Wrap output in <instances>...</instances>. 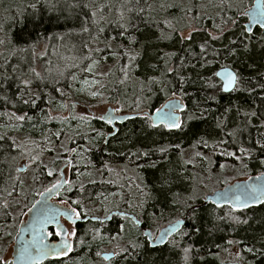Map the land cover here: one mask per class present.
<instances>
[{"label": "trees", "instance_id": "obj_1", "mask_svg": "<svg viewBox=\"0 0 264 264\" xmlns=\"http://www.w3.org/2000/svg\"><path fill=\"white\" fill-rule=\"evenodd\" d=\"M188 1L190 6L175 0H0V8H8L7 17L0 22L8 41L0 54V224L8 219L4 200L12 198L21 186L17 167L21 147L10 120L22 113L32 117L37 125L25 131L49 153L46 147L55 135L40 137L45 131L46 98L66 93L73 73L97 79L93 61L110 63L100 77L109 102L118 101L135 113L150 112L176 95L185 103L184 123L177 130H167L152 126L148 118L137 114L118 123L117 131L105 143V134L95 138L94 132L76 134L71 142L77 147L72 164L82 157L88 164L80 167V174L85 169L91 174L101 169L103 174L81 187L76 185L80 174L71 173L74 186L66 185L58 199L85 216L83 204L110 203L117 198L114 209L140 214L146 227L154 216L167 222L174 216L184 217L183 227L171 238L181 235L179 246L189 247L187 259L175 246L150 247L138 234L126 242V252L108 264H264V203L238 210L202 204L200 197L192 199V181L181 171L184 168V173H189V169L179 150V146L191 145L233 165L241 156L251 175L264 171V149L260 147L264 144V28L245 30L242 11L251 0L241 1L230 13L221 11L217 17L200 15L199 0ZM37 17L41 24L32 31ZM192 25L196 30L190 38L180 37L179 32ZM210 29L218 34L210 35ZM46 41L48 52L37 59L41 63L37 75L33 71L34 48ZM89 48L90 57L85 56ZM222 66L232 67L238 75L233 92L219 89L215 71ZM25 80L28 85L21 87ZM31 99L36 100L35 105L22 102ZM100 130L105 133L104 127ZM38 163L33 168L34 178L48 186L53 180L45 164ZM121 165L128 167L122 179L104 172V166ZM131 173H135L133 178ZM120 217L75 224L69 254L42 264H63L65 259L86 256L101 261L97 256L100 238L119 231ZM51 233L55 236L53 230ZM231 239L239 241L241 262H223L218 256ZM249 248L253 251L246 250Z\"/></svg>", "mask_w": 264, "mask_h": 264}, {"label": "rangeland", "instance_id": "obj_2", "mask_svg": "<svg viewBox=\"0 0 264 264\" xmlns=\"http://www.w3.org/2000/svg\"><path fill=\"white\" fill-rule=\"evenodd\" d=\"M175 1L184 3L186 5L189 4L190 6L188 0ZM241 1L243 0H199L196 3V6L200 15L210 14L217 17V15H219V13L221 11H224L225 9L229 13L230 9H237L238 3H241ZM251 2L252 0L246 3V8L242 11V14H244V11L250 6ZM7 14L8 8L1 6L0 22H3V20L7 17ZM164 20L166 19L164 18ZM189 22L193 23L194 20ZM232 22H235V19H232ZM2 26L3 25H0V54L5 51L6 43L8 42L4 32H2ZM195 30L196 27H194L193 25L189 26L179 32L180 37L187 38ZM208 32L212 36L218 34L211 29ZM167 36L169 37V34H166V37ZM47 52L48 41L40 43L34 48L33 57L36 59V62L33 66V71L37 75L41 67V63L39 62V60L37 61V59L47 55ZM59 53L62 54L61 51ZM90 55L91 48H89V50L87 49L85 52V56L90 57ZM62 57L63 56H61V58ZM66 58H70V55ZM93 63L95 64H92V68L94 70V73L97 74V79L95 77L94 79L90 76L80 77L79 73H73L71 86L66 93H64L63 95L60 94L55 96H52V94H50L46 98L45 103L49 104L46 109L45 131L41 132L40 137L47 139V136L50 133L52 135H55L50 139L51 142L48 143L46 147V150H48L49 153L42 150V148H40L39 146V142L34 141L35 139L28 136L27 132L25 131L26 129L33 128L37 125V122H34L32 117L29 120L27 119V117L29 116H27L26 113H22L18 115H26V119L24 121H19L14 117L9 122L12 123V125H10V129L12 130L14 136L17 138L18 145L21 147V160L19 161L17 167L18 169L22 167L23 171L19 172V180L21 184L19 190L15 192L12 198L4 200V202H6L5 204L9 213L7 221L3 224H0V260L7 259L10 256L13 245V237L17 231L20 220H22L25 216L26 209L32 204V202L36 199V197L42 190L46 189L58 180L59 170L62 168V171L65 173L66 180L68 181L66 185H68V187H72L74 186V183H72V181L70 182L71 173H74V175L80 174V167H84L86 164H88V159H83L82 157L78 158L77 163L72 164V155L74 154L72 150L74 146L71 142L75 141L76 134L84 133V135H87L89 132H94V138L97 135L99 136L101 134H105L100 130V127H104V124H95L93 118L100 117L105 112L108 105H114L116 113L134 112L127 109L125 105H120L118 101L109 102L106 97L107 93L103 92L102 90V80L100 77L104 75L110 63L100 64L95 61H93ZM23 85L25 84H22L21 87H23ZM20 89H22L23 91V88ZM93 92H96L97 95H91V93ZM23 95L24 97H26L28 94L24 92ZM148 112L149 111H147V113ZM138 113L143 114L144 111H140ZM183 123L184 121L183 119H181V125ZM65 125H67V127H65L66 130L63 131V127ZM88 143L89 146L92 145V142ZM179 150L182 162L189 169V173H184L186 172L184 168H181V171L188 181H192L191 184L194 188L192 192V199H194L195 197H200L203 200L206 193H210L213 190L220 188L233 180L246 178L251 175L249 173L250 169L246 167V163L241 156L237 159V163L235 165L230 162H221L220 164H218V162H215L214 154L212 155L211 153H203L197 151L194 149V146H179ZM66 156H69L71 164L63 167V165L66 163ZM31 157H36V159L32 161ZM38 162H42L43 164H45L48 175L49 172L52 173L49 176L53 181L48 186V183L43 184L41 180H38V178H34L33 168L39 164ZM222 165L223 167H221ZM112 167L113 166H104V172L109 171L110 174L114 173L115 176H119L120 179L123 178V172L128 168L125 165L113 168ZM111 168L115 170H112ZM100 174H103L101 169H97L96 172L93 171L92 174L88 169H85L80 174L79 180L76 185L82 187L84 186L85 182H89V180L93 181L97 177L100 178ZM134 174L135 173H131L132 178L134 177ZM59 202L67 203L65 201ZM118 202L119 200L115 198L110 201V203L105 201L102 204H83L82 212L83 215L104 216L110 210L117 208L116 206H118ZM75 208L78 209L77 207ZM136 216L138 219H141L140 214ZM163 218L164 217L157 218L154 216L153 219L150 220V226L148 227L149 229H151L154 235L162 226L178 217L174 216L168 222ZM66 225L69 229V236L73 239L72 232L75 231V226L71 225V223H66ZM138 234H141V231L137 229V226L132 221H130V219L121 216L119 231L112 237L107 238L108 235L105 234L100 238L101 250L97 252V256L101 258V261L94 260L91 259V257L86 256L76 257L73 259L71 258L67 260L65 259L63 264H106V262L108 264V262L117 258L118 255L126 252V242L133 241ZM93 237H96L95 234H93ZM230 241L232 243H229V245L223 250V252L218 255L219 258L223 262L230 263H235V261H243L239 241H235L232 239ZM180 242L181 235H178L176 238H170L166 244L170 249H173V247L175 246L180 251L183 258L188 257V252L185 253L184 251L186 247L179 246ZM102 252H112L113 257L111 258V260L107 261L103 257H101ZM238 253L239 255H237Z\"/></svg>", "mask_w": 264, "mask_h": 264}, {"label": "water", "instance_id": "obj_3", "mask_svg": "<svg viewBox=\"0 0 264 264\" xmlns=\"http://www.w3.org/2000/svg\"><path fill=\"white\" fill-rule=\"evenodd\" d=\"M244 14L246 15V21L244 22L245 29L248 27L253 29L256 26L264 28L260 26V23L264 22V0H252L250 6L244 11ZM216 73H221V75L215 76L221 83L222 91L225 93L231 92L236 84L227 91L223 90V84L227 78V74L231 73L237 76L236 71L230 66H222L215 71V74ZM173 105L177 106L175 109V116L179 120V111L182 110L179 105L184 106V103H182L178 97L167 98L160 106L148 113L154 114L157 109H161L162 112H169V106ZM137 114L138 113L135 112L116 113L115 106L108 105L105 112L101 115L104 116L105 119L101 120L110 123L113 127L112 130L106 134L104 143L109 136H112L117 131L116 123H122ZM109 118L111 122H109ZM150 121L152 125L155 123V126L164 125L166 123V121L157 120L155 115H151ZM67 159L63 167L71 164L69 157ZM19 171H23V168H19ZM58 181L59 184H57ZM64 181L67 180L61 168L59 170L58 180L42 190L35 201L26 210L25 216L20 220L17 231L13 237L12 250L10 256L7 258L11 261V264H41L49 259L63 257L69 254L70 250H68L67 245L72 246V239L69 238V235L66 237L58 236L56 239H51L47 233L50 232V229L56 231V224L49 223V220L58 222L61 228L68 232L69 229L65 224L66 222L71 224H77L87 220L106 222L110 221L114 215L128 216L137 226L142 225V222L138 220L133 213L116 209L110 211L105 216L85 215L76 218L75 214L72 213L73 208L71 206L57 200L59 193L66 186ZM53 185L57 186L53 188ZM236 197H240V200L244 201L247 207L234 208L233 205L239 203ZM249 197H255V199ZM206 203H212L215 206L226 205L238 210L264 203V171L252 174L246 178L233 180L210 193H206L202 200V204ZM184 223L185 219L181 217L162 226L155 236H153L151 229L147 227L143 228L142 234L149 242L150 247L162 246L168 242L171 236L176 234L183 227ZM161 237H163V240H161ZM40 239H43L44 245L49 246L45 249L47 255H39L37 252V248L40 247ZM64 241L67 242L66 245ZM53 244L57 245L54 249L50 247ZM61 252L65 254L61 255ZM101 257L110 260L113 257V253L102 252Z\"/></svg>", "mask_w": 264, "mask_h": 264}, {"label": "snow or ice", "instance_id": "obj_4", "mask_svg": "<svg viewBox=\"0 0 264 264\" xmlns=\"http://www.w3.org/2000/svg\"><path fill=\"white\" fill-rule=\"evenodd\" d=\"M93 15H95V13H93ZM41 24V21L40 19L37 17L33 23H32V31H35L37 26H39ZM260 26L261 27H264V22H261L260 23ZM22 27H26V25L23 24L22 22ZM83 31H88L87 28H84L82 29ZM246 31L248 32H251L252 29L250 27L246 28L245 29ZM190 38V37H189ZM20 39L23 40L24 39V35H23V31H22V34L20 36ZM202 50H203V46H202ZM91 69V66H89V70ZM215 75H221V73H216ZM237 76L234 75V74H231V73H228L227 74V78L223 84V90L227 91L229 90L230 87L234 86L236 83H237ZM23 83L27 86L28 85V81L25 80L23 81ZM91 95L95 96L97 95L96 92H93L91 93ZM24 104H32V105H35L36 103V100L34 99H31V100H23L22 101ZM164 107V106H162ZM170 107V111L169 112H162L161 109H157L156 112L154 114H149V113H143L142 115L145 117V118H148V119H151V115H155L156 116V119L157 120H160V121H166V123L164 124V127L166 128H180L181 127V124L178 120V118L175 116V109L177 106L173 105V106H169ZM179 107L181 109H183V105H179ZM13 115H15L13 113ZM15 118L19 121H24L26 119V115H15ZM127 118V117H126ZM27 119H31V117H27ZM100 119H105L104 116H101ZM109 122H111V119L109 118ZM152 126H155V123H153ZM0 139H3V137H0ZM259 143V142H258ZM205 146H207V144L205 143ZM261 149H264V144H261L260 145ZM242 152H245L247 150L245 149H241ZM145 155H147V153H145ZM228 155H233V153L229 152ZM36 159V157H31V160L34 161ZM262 163H264V160L261 161ZM223 167V165L221 166ZM52 173L49 172V175H51ZM64 183H68V181H64ZM57 184H59V181L57 182ZM57 185H53V188H55ZM249 198H252V199H255V197H249ZM191 199V197H190ZM237 201H239V203L233 205L234 208H242V207H247V204L244 202V201H241L240 200V197H236ZM193 211L194 213V209H190ZM72 213L75 214L76 218H79L80 217V213H78L76 211V209H72ZM232 219L234 220H239L238 217H232ZM49 223H55L56 224V231H55V235L56 236H63V237H66L69 235V232L67 230H64L61 228V226L59 225L58 222H55V221H52V220H49L48 221ZM72 234L74 235L75 232L73 231ZM47 235L51 236L53 235V233L49 232L47 233ZM161 240H163V237H161ZM229 243H232L231 241H229ZM64 244L66 245L67 242L64 241ZM39 245L40 247L37 248V252L39 255H47V252L45 251L46 248H48L49 246L48 245H44V242H43V239H40L39 241ZM51 248H56L57 245L53 244L50 246ZM68 247V250H71V245H67ZM247 251L251 252L253 251V249L249 248V249H246ZM185 253H187L189 251L188 248H185L184 249ZM61 255L65 254L64 252H61L60 253ZM239 255V253L237 254ZM185 259H187V257H185ZM0 264H11V261L8 260V259H3V260H0Z\"/></svg>", "mask_w": 264, "mask_h": 264}, {"label": "flooded vegetation", "instance_id": "obj_5", "mask_svg": "<svg viewBox=\"0 0 264 264\" xmlns=\"http://www.w3.org/2000/svg\"><path fill=\"white\" fill-rule=\"evenodd\" d=\"M245 27V26H244ZM216 77V76H215ZM237 78H238V75H237ZM237 83H238V79H237ZM237 83H236V85H235V87H234V89L231 91V92H233L234 90H235V88H236V86H237ZM219 89H220V91L221 92H223L222 91V89H221V83H220V81H219ZM170 97H178L180 100H181V102L182 103H184V101L182 100V98L181 97H179V96H176V95H172V96H170ZM170 97H168V98H170ZM167 99V98H166ZM165 99V100H166ZM184 108H185V103H184ZM184 108L181 110V111H179V122H180V124H181V119H183L182 118V112H183V110H184ZM144 113H147V111H144ZM94 119V121H95V123H103L104 124V129H105V135L108 133V132H110L111 130H112V125L111 124H109V123H106V122H103V121H101L100 120V118H98V117H94L93 118ZM149 120V123L151 124V121H150V119H148ZM116 125L118 126V124L116 123ZM152 125V124H151ZM161 126H163V128H165V129H167V130H177V129H179V128H166V127H164V125H162L161 124ZM83 147L85 148V149H88V150H90V148H88V147H86L85 145H83ZM73 152H75V151H77V147H73V150H72ZM214 158H215V162H218V164H220L221 162L219 161V160H216V155H214ZM66 159H67V156H66ZM66 161V160H65ZM262 172V171H261ZM260 173V172H259ZM73 209H76L75 207H73V206H71ZM76 211L79 213V211H78V209H76ZM110 211H112V210H110ZM127 212H129V211H127ZM129 213H132V212H129ZM123 217H126V218H128V219H130V221H132L133 222V220L130 218V217H128V216H123ZM136 218H137V216H136ZM178 218H181V217H178ZM178 218H176V219H178ZM138 219V218H137ZM176 219H174V220H176ZM138 220H140L141 222H142V220L141 219H138ZM174 220H172V221H174ZM171 222V221H170ZM67 223V222H66ZM65 223V224H66ZM134 223V222H133ZM135 224V223H134ZM71 225H73V226H75V224H71ZM136 225V224H135ZM67 226V225H66ZM137 226V225H136ZM68 227V226H67ZM146 226L145 225H141V226H137V229H139L140 231H141V234L143 233V228H145ZM147 228H149V227H147ZM51 230H53V229H50V232H51ZM54 231V230H53ZM159 231V230H158ZM55 232V231H54ZM157 234V233H156ZM155 234V235H156ZM154 234H153V236H155ZM142 236H143V234H142ZM144 237V236H143ZM172 237V236H171ZM170 237V238H171ZM50 238L51 239H56V238H58V236H53V235H51L50 236ZM145 238V237H144ZM169 238V239H170ZM70 239H72V238H70ZM168 239V240H169ZM145 241L149 244V242L147 241V239L145 238ZM72 243H73V239H72ZM159 247V246H158ZM108 261V260H107Z\"/></svg>", "mask_w": 264, "mask_h": 264}]
</instances>
